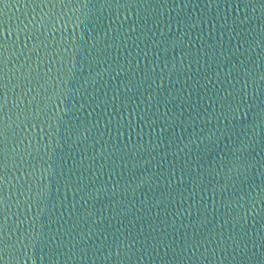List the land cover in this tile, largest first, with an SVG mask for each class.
Segmentation results:
<instances>
[{
  "label": "water",
  "instance_id": "95a60500",
  "mask_svg": "<svg viewBox=\"0 0 264 264\" xmlns=\"http://www.w3.org/2000/svg\"><path fill=\"white\" fill-rule=\"evenodd\" d=\"M0 264H264V0H0Z\"/></svg>",
  "mask_w": 264,
  "mask_h": 264
}]
</instances>
